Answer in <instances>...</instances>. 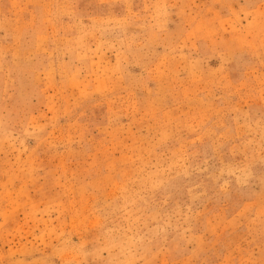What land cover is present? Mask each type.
<instances>
[{
	"label": "rangeland",
	"instance_id": "rangeland-1",
	"mask_svg": "<svg viewBox=\"0 0 264 264\" xmlns=\"http://www.w3.org/2000/svg\"><path fill=\"white\" fill-rule=\"evenodd\" d=\"M0 264H264V0H0Z\"/></svg>",
	"mask_w": 264,
	"mask_h": 264
}]
</instances>
